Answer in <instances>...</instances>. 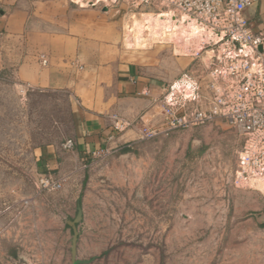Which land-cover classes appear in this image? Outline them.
<instances>
[{
  "label": "rangeland",
  "instance_id": "1",
  "mask_svg": "<svg viewBox=\"0 0 264 264\" xmlns=\"http://www.w3.org/2000/svg\"><path fill=\"white\" fill-rule=\"evenodd\" d=\"M35 1L41 5L40 13L48 11L44 4L62 1L100 11L101 39L105 34L107 38L102 55L138 63L160 58L164 82L182 74L203 75L209 61L208 53L188 64L191 57L182 50L175 55L172 44L125 46L126 26L133 27L142 13L166 12L160 5L135 7L129 0L93 5L91 0ZM81 31L85 40L90 38ZM11 62L0 48V264H40L30 253L10 251L17 244H5L4 226L20 224L34 200L35 150L60 145L72 136L84 99L74 98L66 89L20 86L9 71ZM158 132L101 159L93 158L86 173L76 177L80 193L77 203L70 205L72 216L83 207L87 219L92 215L97 224L107 223L115 232L116 241L108 251L113 264H137L140 254L143 264H264V188L237 187L232 182L242 145L237 129L215 118L188 129ZM125 153L130 156L118 163L124 167L120 182L126 183L115 186L106 175L97 174L99 168L93 170L99 161L107 158L108 163V157ZM131 158L141 160L137 169L129 167ZM98 177L103 179L104 192L94 185Z\"/></svg>",
  "mask_w": 264,
  "mask_h": 264
},
{
  "label": "crops",
  "instance_id": "2",
  "mask_svg": "<svg viewBox=\"0 0 264 264\" xmlns=\"http://www.w3.org/2000/svg\"><path fill=\"white\" fill-rule=\"evenodd\" d=\"M38 6L41 7L35 0H0V36L5 41L1 42L0 37V48L11 56L13 69L9 71L26 89H66L84 102L78 108L75 130L69 137L74 141L73 148L45 145L34 152L36 174L65 176V187L59 194L35 189L30 212L19 219L21 223L4 226V242L16 243L11 252L16 249L30 253L33 259L42 261L40 264H72V229L68 222L76 215L72 216L70 205L79 199L76 177L87 170L93 158L101 159L142 139V126L161 125V108L153 99L162 95L169 82L159 75L164 72L160 58L138 63L102 55L101 45L106 44L107 38L105 34L101 39L100 11L78 8L65 1L44 4L48 11L43 13L37 11ZM244 14L250 24L255 20L251 25L254 29L264 26V0H258ZM81 30L90 38L85 40ZM42 56L45 64L41 63ZM112 115L142 120L117 132L112 127ZM129 156L112 155L108 163L105 158L93 170L95 166L99 168L97 174L103 173L115 186L124 184L125 179L120 182L124 167L118 162ZM139 163L141 160L131 158L128 165L137 169ZM94 185L104 192L102 178L96 179ZM80 209L75 264H113L108 251L116 241L115 232L107 223L97 224L92 215L88 214L87 219L84 208ZM122 248L131 251L130 247ZM137 264H143L142 254Z\"/></svg>",
  "mask_w": 264,
  "mask_h": 264
},
{
  "label": "built area",
  "instance_id": "3",
  "mask_svg": "<svg viewBox=\"0 0 264 264\" xmlns=\"http://www.w3.org/2000/svg\"><path fill=\"white\" fill-rule=\"evenodd\" d=\"M129 1L135 7L160 5L179 26L184 25L189 31V25L197 27L183 47L177 39L165 37L151 44H172L179 52L183 49L184 56L195 59L209 53L203 75L182 74L164 86L160 97L153 99L161 108V125L142 126L141 138L152 137L158 131L188 129L221 118L235 127L242 137L233 184L264 188V26L254 29L244 14L258 0ZM90 2L93 5L94 2ZM40 59L42 64L46 63L43 56ZM111 118L117 132L142 120L141 117L127 119L117 115ZM61 146L70 150L74 141L67 138ZM65 180V176L44 172L38 175L35 187L56 192L62 189Z\"/></svg>",
  "mask_w": 264,
  "mask_h": 264
},
{
  "label": "bare ground",
  "instance_id": "4",
  "mask_svg": "<svg viewBox=\"0 0 264 264\" xmlns=\"http://www.w3.org/2000/svg\"><path fill=\"white\" fill-rule=\"evenodd\" d=\"M81 1V0H76ZM99 0H94L97 3ZM107 2L108 0H102ZM190 31L184 25L179 26L174 21V18L167 12L162 13H142L141 17L137 20L135 19V24L133 27L126 26L124 40L127 47H132V44H147L154 41H160L167 38L168 40L179 41V46L183 47L189 36L197 30L195 24L189 25ZM130 45V46H129ZM176 52H179L177 48ZM174 49V51H175ZM181 51V49H180ZM184 50L182 49V52ZM263 188L262 186H257Z\"/></svg>",
  "mask_w": 264,
  "mask_h": 264
},
{
  "label": "water",
  "instance_id": "5",
  "mask_svg": "<svg viewBox=\"0 0 264 264\" xmlns=\"http://www.w3.org/2000/svg\"><path fill=\"white\" fill-rule=\"evenodd\" d=\"M103 10H106V8H103ZM261 47H259V50ZM82 218V211L80 208L77 209L76 215L73 218V220H70L68 224L70 225L72 229V237H71V263L75 264V254H76V241L78 237V231H77V224L81 221Z\"/></svg>",
  "mask_w": 264,
  "mask_h": 264
}]
</instances>
